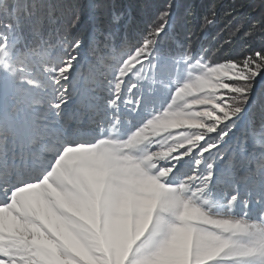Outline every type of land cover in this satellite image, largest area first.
Masks as SVG:
<instances>
[{
  "label": "snow or ice",
  "instance_id": "snow-or-ice-1",
  "mask_svg": "<svg viewBox=\"0 0 264 264\" xmlns=\"http://www.w3.org/2000/svg\"><path fill=\"white\" fill-rule=\"evenodd\" d=\"M194 16L0 0V264H264V0Z\"/></svg>",
  "mask_w": 264,
  "mask_h": 264
},
{
  "label": "trees",
  "instance_id": "trees-1",
  "mask_svg": "<svg viewBox=\"0 0 264 264\" xmlns=\"http://www.w3.org/2000/svg\"><path fill=\"white\" fill-rule=\"evenodd\" d=\"M119 2L126 4L129 0H119ZM133 2L143 7L145 4L157 3L159 0H133ZM182 2L195 4V16L188 27L195 33L197 46L203 45L205 48L213 49L220 46L229 34V29H225L229 20L233 26H243L241 32L233 38L231 45H225L229 55L240 53L246 43L243 39V31L249 23L259 18L261 10V0H182ZM233 7L236 11L231 17L227 16L226 13L230 12ZM211 11L216 12V23L201 31L200 25L203 23V17L210 15Z\"/></svg>",
  "mask_w": 264,
  "mask_h": 264
}]
</instances>
